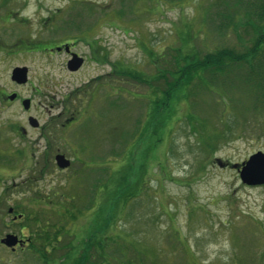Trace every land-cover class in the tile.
<instances>
[{
    "label": "rangeland",
    "instance_id": "1",
    "mask_svg": "<svg viewBox=\"0 0 264 264\" xmlns=\"http://www.w3.org/2000/svg\"><path fill=\"white\" fill-rule=\"evenodd\" d=\"M263 2L0 0V238L29 241L33 218L59 222L65 195L84 209L76 230L115 211L107 233L128 234L127 263L138 253L149 264H264V185L244 184L234 168L264 152V54L259 73L227 58L225 72L199 66L170 89L189 67L178 49L199 62L225 50L241 57L256 42L264 52ZM67 41L88 58L75 74L65 53L45 54ZM15 67L29 69L26 84L12 81ZM12 93L32 99L29 114ZM63 110L81 112L62 133L66 118L53 119ZM58 151L74 160L69 169L57 166ZM11 206L31 219L12 224ZM0 264L34 259L0 243Z\"/></svg>",
    "mask_w": 264,
    "mask_h": 264
},
{
    "label": "trees",
    "instance_id": "2",
    "mask_svg": "<svg viewBox=\"0 0 264 264\" xmlns=\"http://www.w3.org/2000/svg\"><path fill=\"white\" fill-rule=\"evenodd\" d=\"M154 1V0H153ZM157 1H164V0H157ZM171 1H177V0H171ZM264 1V0H261ZM254 8H256V5H252ZM259 8L261 11H257V16L261 18V20H264V2L262 4H259ZM252 8H249V13L254 15V10H251ZM236 17V16H235ZM261 44L258 45V42H256L252 49L250 51H247L246 54L242 55L241 57H233L230 53V51H220L217 54V56H213L212 58L208 59L205 58L203 61H198L193 54H190L189 52H186V54H183V50H180L179 54H182V58H185V62L189 64V67L184 66L182 70L178 72V79L177 77L173 76L174 79H176L170 86V89H175L179 86L185 85L188 83V79L186 80V77L189 76V78H193V76H198L199 72L197 71V67L203 66L205 69L210 64L218 65L219 67L216 68L217 71L222 70L223 72L226 71V64L222 65L225 59H231V62H228V64H233L234 62L238 61H249L250 60V67L252 70H255L256 73H259L260 66H257L256 63H259L258 61L262 59V56L264 52L262 51V48L260 49ZM263 52V53H262ZM213 58H217V61L213 63ZM236 58V59H232ZM255 59L254 65L252 64V60ZM235 60V61H233ZM191 65V66H190ZM222 65V66H221ZM192 67V69H190ZM202 68L199 67V70ZM206 71V70H204ZM203 71H200V73ZM123 73L126 75H132L133 72L131 71H123ZM136 77V75H134ZM183 78H185V81L182 82ZM142 81H145L143 78H141ZM203 80V79H202ZM205 81V79H204ZM179 88V87H178ZM157 95L159 96V93H163V91H157ZM168 91H164L165 94H167ZM162 101V98L158 99L154 106V101L152 104V114L154 111L156 112V109H158L161 105L160 102ZM158 106V107H157ZM169 118H168V117ZM159 117L164 121V124H167L168 120L171 119V115L168 114H159ZM149 126V122H148ZM162 127V126H161ZM159 129V128H157ZM163 129V128H162ZM157 130L155 129V132ZM161 138H158L157 140H160ZM136 146V145H135ZM134 146V147H135ZM134 150V149H133ZM133 152V151H132ZM94 188H98L99 186L95 185ZM96 194V191L94 192ZM94 196V195H93ZM81 198L79 197V200ZM75 200V197L71 200L67 199L64 195L62 196V205L57 206L54 208L53 211H56V214L58 217H61L58 221H51V220H44V219H38L33 218V221H35V224H37V227L34 226L30 227V230L32 232V236L29 240L28 246H26L23 250L27 253H30L34 259V264H149L146 263L144 254H141L142 257L138 258V253L134 256V258L130 261V263H127L125 260V251L126 250V244H127V235L126 233H107L109 232V227L111 224H117L118 221H110L109 215H113L115 211H111L110 214H107L105 212L108 211H102L101 214H96L97 217H94L88 222L82 229L76 230V217L78 216L77 213L81 212V210H84L81 207V210H79V207L75 206L73 204V201ZM95 198L92 199L90 205L87 206L86 210L91 209V206H93ZM58 208H64V214L58 213ZM58 209V210H56ZM114 212V213H113ZM100 213V212H99ZM32 215V213L30 214ZM30 215L26 217V219H30ZM101 219V221H100ZM118 245L117 251L114 253H111V250H114V246ZM125 247H124V246ZM124 250H123V249ZM117 257V258H115ZM154 264V263H152Z\"/></svg>",
    "mask_w": 264,
    "mask_h": 264
},
{
    "label": "water",
    "instance_id": "3",
    "mask_svg": "<svg viewBox=\"0 0 264 264\" xmlns=\"http://www.w3.org/2000/svg\"><path fill=\"white\" fill-rule=\"evenodd\" d=\"M61 48H58L60 50ZM66 50L69 51V46H66ZM83 64V59L77 54L73 55L68 61V69L70 71H77ZM28 68L27 67H15L11 74L12 81L16 82L19 85L26 84L28 82ZM17 94L13 93L9 96L10 100H14ZM30 99L23 101V107L28 109L30 107ZM30 123L33 127H36L39 122L37 119L30 118ZM57 166L61 169H66L70 165V160L65 157L63 154H58L55 157ZM234 168H238L239 176L241 181L248 186H257L264 185V152L259 151L251 155L246 161L240 165H234ZM1 243L5 244L8 247H14L18 243L23 245L24 240H19L17 235L8 234L1 240Z\"/></svg>",
    "mask_w": 264,
    "mask_h": 264
},
{
    "label": "flooded vegetation",
    "instance_id": "4",
    "mask_svg": "<svg viewBox=\"0 0 264 264\" xmlns=\"http://www.w3.org/2000/svg\"><path fill=\"white\" fill-rule=\"evenodd\" d=\"M66 46H69V51L66 50ZM75 47H76V46H75V43H74V42L67 41V42H65V43H62L61 45L50 46V48L46 49L48 52H46L45 54H47V55L50 54L49 56H53V55H55V53H57L58 55L65 53V55H66V59H67V60H66L67 70H68V61H69L71 58H73V55H74V54H77L78 56H80V57L83 59V64H82V66H81L80 69L77 70V71H70V70H68L70 73L75 74V73L79 72V71H80V70H81V69L87 64V60H88V58H86V56H84V55H82L81 53L75 51ZM58 48H61V49L58 50ZM78 91H81V90L78 89ZM16 94H17V96H16V98H15L14 100H10V99L8 98V101H10L11 103H15L16 101H21V103H23V101L27 99V98H25V99H21V98H19L18 93H16ZM7 97H8V96H7ZM53 99H55V97H54ZM30 101H31L30 107H29L28 109H24L25 112H26L27 114H29V113L31 112V110H32V99H30ZM51 107H54V106H51ZM80 112H81V111L78 110V111H76V112H70V113H67V112H65V111L63 110V111H61L56 117H54L53 121H57L61 116H64V117L66 118V119H65V122L61 125V128H62L61 132L63 133L65 130L70 129L73 125H75V124H77V123L79 122V114H80ZM68 114H69V115H68ZM30 118L37 119L36 117H34V116H32V115H29V116H28V123H29L30 127H32L33 129H38L39 131H40V130H41V131L44 130L43 127L40 126V123H39L36 127H33V126L31 125V123H30ZM37 120H38V119H37ZM21 128H22V131L26 134V133H27V128L24 127V126L21 127ZM42 139L44 140V142H45L46 145H50V142H51V139H52V138H50V136H48L47 138H42ZM64 140L67 141V138H66L65 136H64ZM57 154H63V155H65V157H66L67 159L70 160V165H69L68 168H66L65 170L69 169V168L73 165L74 160H72L71 158H69L65 153H62V152L58 151V152L56 153V155H57ZM76 157H78V156H76ZM63 170H64V169H63ZM7 215H8V217H10V221H11L12 224L17 223V222L23 220V219L26 217L25 214H23V213H21V212H19V211L17 210L16 206H11V207H9V208H8V211H7ZM25 219H26V218H25ZM30 219H31V218H30ZM32 220H33V219H32ZM6 224H7V223H6ZM6 224H5V225H6ZM8 234L17 235L18 238H19V240H24V241H25V243H24L23 245H20V244L18 243V244H17L16 246H14V247H8V246H6L5 244L1 243L2 246H3L6 250L11 251L12 253H15V252L17 251L18 248H20V249H24V248H25L26 246H28V244L30 243V242L26 241V239H24L25 237H21L18 233H15V232H10V233L5 234V236H3L2 238H0V240H2V239H3L4 237H6Z\"/></svg>",
    "mask_w": 264,
    "mask_h": 264
}]
</instances>
